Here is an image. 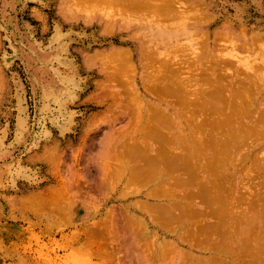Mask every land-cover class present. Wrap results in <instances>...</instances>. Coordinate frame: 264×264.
Segmentation results:
<instances>
[{
	"label": "rangeland",
	"instance_id": "obj_1",
	"mask_svg": "<svg viewBox=\"0 0 264 264\" xmlns=\"http://www.w3.org/2000/svg\"><path fill=\"white\" fill-rule=\"evenodd\" d=\"M154 1L166 2L173 13L128 10L126 20L123 9L105 4L100 10L83 1L79 9L76 0H0V264H226L217 245L237 232L229 228L237 218L227 207L252 222L253 213L264 211V0ZM110 59L119 67L121 59L128 60L127 68L118 70ZM163 72L178 85L191 83L192 92L187 86L182 100L161 103L145 87ZM205 81H214L215 89ZM206 87L219 90L209 93L224 113L230 93L240 94H233L242 102L234 103L232 114L242 139L238 135L237 150L227 139L229 147H211L219 136L213 140L218 130L204 110L210 94L200 99L203 105L198 102ZM186 103L192 113H185ZM157 108L172 116L190 147L200 149L182 160L188 162L186 175L184 167L146 161L159 146L145 132ZM160 117L156 123L163 122ZM217 126L227 137L226 123ZM205 162L215 169L221 164L220 177ZM208 175L221 178H215L221 186L207 188L214 195L203 187L202 196L198 182ZM199 191L202 197H196ZM165 210L171 211L166 219L175 215L174 220L165 219ZM248 219L241 221L249 225ZM234 241L227 243L230 248Z\"/></svg>",
	"mask_w": 264,
	"mask_h": 264
},
{
	"label": "bare ground",
	"instance_id": "obj_2",
	"mask_svg": "<svg viewBox=\"0 0 264 264\" xmlns=\"http://www.w3.org/2000/svg\"><path fill=\"white\" fill-rule=\"evenodd\" d=\"M77 2L78 1H80L79 3L81 4V1H83V3L85 2V4L87 3V4H92V6L94 5V6H96V5H98L97 7H98V9H103L104 8V6H103V4H105V5H107L106 7L108 8V6H111V10H113V9H115L114 7H116V9H117V11H118V9H119V7L121 8V9H123L122 10V12H121V14H122V16H124V13H123V11H128V13L130 12V10H134V14H135V10H136V12L140 9L141 11H142V9H144L143 11H150L149 9H151V12L152 13H154L155 15H158V16H166L167 14H171V11L173 10V9H170V7L166 4V2H165V4H162L161 3V5L159 6L158 5V3L156 4L155 3V5H153V3L154 2H157V1H152V0H76ZM74 2V1H73ZM172 1H170V3H171ZM71 3H72V1H71ZM81 4L82 6H78V3L76 4V6H78L79 7V9H81V7L82 8H85L83 5H85V4ZM173 3V2H172ZM86 4V5H87ZM100 5H102L103 6V8H101V6ZM156 5H158V6H156ZM172 8H173V5L172 4H169ZM75 6V5H74ZM88 6V5H87ZM112 6H114L113 7V9H112ZM77 7V8H78ZM89 7V6H88ZM88 7H86V9H88ZM97 7H96V9H97ZM93 8V7H92ZM95 9V8H94ZM97 9V10H98ZM115 9V10H116ZM120 9V10H121ZM146 9V10H145ZM104 10H105V8H104ZM103 10V11H104ZM108 10H110V9H108ZM139 10V13L141 12ZM80 11H83V10H80ZM84 11H85V9H84ZM117 11H115V12H117ZM170 11V12H169ZM174 11V10H173ZM173 11H172V13H173ZM86 12V11H85ZM115 12H112V13H114L115 15L117 14V13H115ZM119 12V11H118ZM133 11H131V13H132ZM127 14V13H126ZM176 14V13H175ZM184 14V13H183ZM114 15V16H115ZM118 15V14H117ZM173 15V14H172ZM182 15V14H181ZM185 15V14H184ZM187 15V14H186ZM121 16V17H122ZM125 16H127V15H125ZM124 16V18H126ZM135 17V16H134ZM113 18H115V17H113ZM112 18V19H113ZM127 18H128V16H127ZM126 18V20H128ZM166 18V17H165ZM160 19V18H159ZM170 20V19H169ZM123 51V50H122ZM119 52V51H118ZM118 52H116V53H118ZM126 52V51H125ZM125 52H124V55H125ZM153 52V51H152ZM117 55H122V53L120 54V53H118ZM109 57V56H108ZM113 58V56H111V53H110V58ZM120 57V56H119ZM115 58V57H114ZM113 58V59H114ZM113 59L111 60L112 61V63H116L117 61L116 60H114L113 61ZM131 58H129V60H130ZM122 61H120V63H121V67H119V65L120 64H118L119 63V61H118V63H116V64H118V70H123V69H125V68H127V62H128V60L127 61H125L124 59H121ZM166 62V61H165ZM170 62V61H169ZM168 63V62H167ZM166 63V64H167ZM165 64V63H164ZM163 64V65H164ZM171 64V62L169 63V65ZM123 65V66H122ZM163 65H162V67H163ZM169 65L167 64V65H165V66H168V68H169ZM132 67V66H131ZM129 65H128V70H129ZM164 68H166L167 69V67H164ZM150 76L152 75V74H149ZM149 77V76H148ZM167 78H169V77H167V74L166 73H160V74H157V75H155V77L153 78V76H152V80H155V81H153V83H148L149 84V86L146 88L145 87V90L147 91V92H149V94L151 93V95L152 94H154V96H155V98H157V100H159L161 103H167L168 105H169V103H171L172 101V99H174V98H176V100H182L183 99V97H186V96H184V95H187L188 93H187V90H188V87L187 86H189L191 83L190 82H193V80L190 78V77H188V79L187 80H192V81H190L188 84L189 85H187L186 83L184 84V83H182V81H181V83H179V80H178V83H179V85L178 84H176L175 83V81H174V83H173V81H171V79H169V80H167ZM218 78V77H217ZM263 77H261V79H262ZM147 79V78H146ZM212 79V78H211ZM260 79V80H261ZM264 79V78H263ZM148 80V79H147ZM186 80V79H185ZM214 80V79H213ZM215 81V80H214ZM214 81H212V82H214ZM223 81V80H222ZM227 81V80H226ZM225 81V82H226ZM183 82H184V79H183ZM187 82V81H186ZM211 81L209 82V83H211V84H209V83H207L206 81H205V83H207V86H208V84L209 85H213V88H214V84L212 83ZM217 82V81H216ZM217 83H219V82H217ZM221 83V82H220ZM219 83V84H220ZM198 85L197 86H200V84L199 83H197ZM202 84L203 85H205L204 84V82H202ZM223 84H224V82H223ZM223 84H221V85H223ZM227 84H229V83H227ZM129 85V84H128ZM202 85V86H203ZM217 85V84H216ZM235 85V84H234ZM191 86H193V85H191ZM202 86H201V88H202ZM206 86V85H205ZM205 86H203V88L202 89H204L205 90ZM225 86V85H224ZM229 86V85H228ZM228 86H226V89H228L227 87ZM245 86H248V85H245ZM209 87V86H208ZM212 87V86H211ZM217 87V86H216ZM218 87H220V86H218ZM217 87V88H218ZM233 88L235 87V86H232ZM192 88V87H191ZM216 88V89H217ZM222 88H224L223 86H222ZM221 88V89H222ZM230 89H231V87H229ZM232 88V89H233ZM246 88H248V87H246ZM189 89H190V86H189ZM210 89V88H209ZM209 89H207V87H206V93L204 92V93H201L202 92V90L200 91V94H201V96H199V97H202V95H203V97L202 98H198L199 100H198V102L200 101V99H202V100H204L205 99V97H207L208 95H207V93H209V92H211V94L213 95V94H215L216 92H218L217 90L215 91V93L213 92L212 93V91H214V90H209ZM215 89V88H214ZM220 89V90H221ZM225 89V88H224ZM223 89V90H224ZM231 89V90H232ZM200 90V89H199ZM208 90V91H207ZM235 90V89H234ZM190 91L192 92V90L190 89ZM197 91V90H196ZM222 91V90H221ZM233 91V90H232ZM231 91V92H232ZM199 92V91H198ZM197 93V92H196ZM235 93H236V96H238V98L240 97V94L239 93H237V92H234L233 94L235 95ZM179 94H184L183 95V97H182V95H179ZM195 94V93H194ZM204 94H205V96H204ZM210 94V93H209ZM209 95L210 96V101L208 100L207 102L209 103L210 102V105H211V99L212 98H215V97H213L212 95ZM221 94V93H220ZM232 93H230V97H232L230 100L229 99H227L228 100V110H226V113H224V111H223V109L222 108H220V106L219 107H216V105L215 104H213V105H215V107L213 106H211V107H208L209 106V104L208 103H206V108H204V110H206L209 114H211V115H208L209 116V118H210V120L212 121L213 119V123L215 122H217L216 124L217 125H219L220 124V126L219 127H221L222 128V126H224V124L226 123V127H227V125L229 126V127H227L228 128V130H225V131H228V134H226V132H225V135H227V137L225 136V138L223 139V137H224V133L222 134V130L220 131V128H218V126L214 123L213 125L214 126H216V128H213V130L214 129H217L218 131H217V136H212L213 137V140L214 139H216L218 136L220 137L221 135H222V138H217V140H215V141H211L212 143V145H211V147L213 148V149H215V150H219L220 149V145H224V147H226V145H227V147H229L230 146V149L231 148H234V150L236 149V147L238 146V145H242V144H239L240 143V141L242 140L241 139V135H239V133L238 132H240V128H239V124H238V122H237V120H235V119H232V114L234 113V110L236 111V109H237V105L236 104H238V103H241L242 104V102H241V100H240V102H237L236 100H238L237 99V97L236 96H234ZM113 95H115L114 97H116V94H113L112 93V97H113ZM118 95V94H117ZM232 95V96H231ZM110 96H111V94H110ZM120 96V95H119ZM177 96H180V97H178V99H177ZM216 96V95H215ZM220 96V95H219ZM221 96H223V95H221ZM220 96V97H221ZM169 97H173V98H169ZM212 97V98H211ZM182 98V99H181ZM227 98H229V97H227ZM236 98V99H235ZM197 99V98H196ZM195 99V100H196ZM223 99H224V97H223ZM240 99V98H239ZM202 100H201V102H202ZM218 100H221V98L219 99L218 98ZM218 100H216V101H218ZM233 100V101H232ZM193 101H194V99H193ZM215 101V99L213 100V102ZM201 102H199V103H201ZM204 102V101H203ZM203 102H202V104H200V106L201 105H203ZM205 102H206V100H205ZM225 102V101H224ZM216 103V102H215ZM234 103H236V104H234ZM193 105H195V104H197V102L194 104V103H192ZM207 104H208V106H207ZM230 104H231V106H234V107H231L230 106ZM233 104V105H232ZM240 104V105H241ZM186 105H187V103H186ZM205 105V104H204ZM236 105V106H235ZM140 106V105H139ZM188 107H187V109H186V111H185V113L186 112H188L189 113V111H188V108H189V105H187ZM191 106V105H190ZM197 106H198V104H197ZM141 107V106H140ZM149 108V107H148ZM155 108V107H154ZM236 108V109H235ZM150 109V108H149ZM140 110V109H139ZM153 111V110H152ZM154 111H156V113H158L159 115H157L158 117H160V119L161 118H163L162 120H163V122L161 123V121L160 122H158V123H156V118H157V120H158V117L156 116V114H155V112L153 113V117L150 115V117H149V120H151V119H154L155 118V116H156V118H155V120H152L153 122H151L152 124H151V126L153 125V127H151L150 126V124H148V126L147 127H151V129L150 128H146V136L147 137H152V138H155V139H157L158 141V143H159V146L157 147V150H153V152L154 151H156V153L154 154V155H150V157H148V158H146V161H147V159H149V161H152V163H158V164H163V165H168V166H166L168 169H170L172 166L175 168V167H177V166H181V168H183L184 170H185V168L186 167H188L187 165V161L186 160H189V158L191 157V155L192 156H194L193 154H194V152L196 151V153H197V151L198 150H200V149H198L197 147H196V145H194V144H192L193 145V147H190V143H188L187 144V142L189 141L188 140V138H183V137H185V135L182 137V135L184 134V133H182L181 132V130H180V128H178L177 126V128H175V125H172L173 124V120L171 119L172 118V116H170V115H168V114H166V112H164V111H162L161 109H155ZM130 112V111H129ZM132 112V111H131ZM130 112V113H131ZM136 112V111H135ZM138 112V111H137ZM140 112H141V110H140ZM206 112V113H207ZM127 113V112H126ZM133 113H134V111H133ZM132 113V114H133ZM190 113H192V110L190 111ZM220 113H224V117H222L221 115H220ZM129 114V113H128ZM127 114V115H128ZM137 114V113H136ZM147 114V113H146ZM187 114V113H186ZM190 115H192V114H190ZM140 116H141V114H140ZM213 116V118H211ZM223 118H221V117ZM124 117H125V115H124ZM130 118L131 117H133L132 115H130L129 116ZM137 117H139L138 115H135L134 114V118L135 119H137ZM148 117V116H147ZM216 117V118H215ZM120 120H121V118H119ZM134 119V120H135ZM123 120V119H122ZM132 120H133V118H132ZM133 120V122H135ZM141 120H142V118H141ZM155 121V122H154ZM225 121V122H224ZM221 122H224L223 124L221 123ZM139 123V122H138ZM150 123V122H149ZM153 123H156V124H153ZM146 124V123H145ZM190 124V123H189ZM171 125L173 126V128L174 129H172V127H171ZM193 127V126H192ZM144 128V127H143ZM223 128H225V127H223ZM237 128H239V129H237ZM138 129V128H137ZM140 129V128H139ZM138 129V130H139ZM226 129V128H225ZM141 130V129H140ZM239 130V131H238ZM142 131H143V129H142ZM220 131V133L218 134V132ZM135 132H136V130H135ZM212 132H214V134H215V131H212ZM137 134V133H136ZM140 134V133H139ZM213 134V135H214ZM215 134V135H216ZM238 135L240 136V141H237V138H238ZM145 136V137H146ZM199 136V135H198ZM205 136V135H204ZM206 136L208 137V135H207V133H206ZM142 137V136H141ZM147 137H146V139H147ZM149 137V138H150ZM200 137V136H199ZM198 137V138H199ZM210 137V136H209ZM208 137V138H209ZM198 138H196V139H198ZM206 138V137H205ZM211 138V137H210ZM143 139V138H142ZM141 139V140H142ZM146 139L144 140V141H146ZM187 139V141H185ZM195 139V140H196ZM200 139V138H199ZM225 139H227V141L226 142H228V144H230L229 146H228V144H226V142L224 141L223 142V140H225ZM140 140V139H139ZM210 140V139H209ZM239 140V139H238ZM199 140H196L195 142H198ZM135 142H137L136 140H135ZM221 142H223V143H221ZM237 142H239V143H237ZM132 143H134V141L132 142ZM138 143H139V141H138ZM137 143V144H138ZM141 143V142H140ZM142 143H144L143 142V140H142ZM210 143V142H209ZM226 145H225V144ZM131 144V143H130ZM153 145V144H152ZM194 146L196 147L195 149H197V150H195L194 149ZM125 147H127V146H125ZM133 147V146H132ZM131 147V148H132ZM139 147V146H138ZM222 147V146H221ZM238 147H240V146H238ZM237 147V148H238ZM130 148V147H129ZM136 148V147H135ZM135 148H134V150H135ZM143 148V147H142ZM177 148L181 151V156H173L172 155V152H174L175 150H177ZM182 148V149H181ZM126 149V148H125ZM124 149V150H125ZM141 149V148H140ZM152 149V148H151ZM175 149V150H174ZM223 149H225V148H223ZM222 149V150H223ZM174 150V151H173ZM229 149H227V151H228ZM237 150V149H236ZM130 151V150H129ZM139 151H141V150H139ZM138 151V152H139ZM157 151L159 152V155H158V153H157ZM233 151V150H232ZM231 151V152H232ZM138 152H137V157L139 156L138 155ZM226 152V151H225ZM130 154H131V151H130ZM141 154V153H140ZM151 154V153H150ZM174 154V153H173ZM178 154V153H177ZM190 154V155H189ZM208 154V153H207ZM225 154H227V155H229L228 153H225ZM233 154H234V152H233ZM142 156H144L143 154H141ZM211 155V154H210ZM132 156H133V153H132ZM135 156V155H134ZM141 156V157H142ZM173 156V157H172ZM187 156V157H186ZM189 156V157H188ZM214 156V155H213ZM237 156V155H236ZM136 157V156H135ZM140 157V156H139ZM140 157V158H141ZM175 157V158H174ZM210 157V156H209ZM215 157V156H214ZM213 157V158H214ZM139 158V159H140ZM142 158H145V157H142ZM191 158H194V157H191ZM216 158V157H215ZM215 158H214V160H215ZM133 159V158H132ZM184 159H186L185 161H184V164L186 163V165H184L183 164V161L182 160H184ZM227 159V158H226ZM136 161H137V159H135ZM132 161V160H131ZM142 161H144V162H146L145 160H141V161H139V162H142ZM149 161H147V163H149ZM216 161V160H215ZM214 161V162H215ZM208 162V161H207ZM217 162H220V161H217ZM151 163V162H150ZM202 163V162H201ZM212 163V162H211ZM136 164H138V161L136 162ZM205 164H206V162H205ZM210 164V163H209ZM208 164V165H209ZM213 164V163H212ZM212 164H210V166L209 167H212V166H214V169L213 170H215V171H217L218 169L217 168H219V167H222V165L220 166V165H218V166H216L217 168V170L215 169V163L212 165ZM231 164V163H230ZM127 165V164H126ZM133 165V164H132ZM139 165H141V164H139ZM152 165V164H151ZM207 165V164H206ZM207 165V166H208ZM128 166V165H127ZM143 167H144V165H142ZM142 166H139V167H142ZM155 165L153 164V167H154ZM196 165H194V167H195ZM134 167V166H133ZM142 167V168H143ZM152 167V168H153ZM155 167H157V166H155ZM161 167V166H160ZM165 167V168H166ZM170 167V168H169ZM205 167V166H204ZM158 168H159V166H158ZM174 168H171V169H174ZM197 168V167H196ZM223 168V167H222ZM135 169V168H134ZM140 169V168H139ZM143 169H145V167L143 168ZM159 169H161V168H159ZM187 169V171H185L186 173H185V175L187 174V173H189L188 172V169L189 168H186ZM191 169V168H190ZM192 169H193V167H192ZM201 169V168H200ZM202 169H204V168H202ZM209 169H211V168H209ZM193 170H195V169H193ZM224 170V169H223ZM166 171V170H165ZM192 171V170H191ZM199 171V170H198ZM202 171V170H201ZM204 171V170H203ZM208 171V170H207ZM132 172V171H131ZM134 173H135V171H133ZM137 172H139V171H137ZM137 172H136V174H137ZM159 172H161L160 170H159ZM163 172V171H162ZM194 172V171H193ZM193 172H190V173H193ZM210 171H208V173H209ZM219 172V170L216 172V175L217 176H219L218 174H220V173H218ZM154 173V172H153ZM152 173V174H153ZM166 173V172H165ZM196 173V172H195ZM198 174H196V175H199L200 176V174H199V172H197ZM206 174H207V172H205ZM211 173H213V172H211ZM215 173V172H214ZM213 173V174H214ZM218 173V174H217ZM226 173V172H225ZM135 174V175H136ZM146 174H148V173H146ZM202 174V173H201ZM133 175L134 177H137V176H139V175ZM161 175H163V174H161ZM161 175H159L160 176V180H161ZM193 175V174H192ZM204 175V174H203ZM210 175V174H209ZM209 175L207 176V178H205L204 177V179H206L205 180V184H201L202 182L204 183V181H202V182H200V180H204L203 179V176L201 177V179L199 180V182H198V185L199 186H201L200 187V189L202 190V192H201V194H202V196H205L204 194H207V193H205L206 191L205 190H203V187H204V189L206 188H208V187H210V190L212 191V190H214V189H211L212 187H213V184L215 185V182H216V180L220 177H217V176H215L214 175V177H209ZM222 175H223V173H222ZM149 176V175H148ZM153 176V175H152ZM156 176V175H155ZM188 176H189V174H188ZM205 176V175H204ZM132 177V176H131ZM208 177H209V179H208ZM217 177V179H215ZM222 177H224V176H222ZM167 178V177H166ZM191 180H189L188 179V181L189 182H191V181H193L194 180V178L196 179L197 178V176H194V178H192V177H189ZM158 179V180H159ZM169 179V178H168ZM198 179V178H197ZM220 179L221 178H219V181H220ZM147 181V180H146ZM186 181V180H185ZM185 181H183V182H185ZM157 182V181H156ZM169 182V181H168ZM189 182H188V185H189ZM196 182H197V180H196ZM218 182V181H217ZM217 182H216V186H218L219 185V183L217 184ZM195 183V182H194ZM200 183V184H199ZM195 184H197V183H195ZM210 184V186H208ZM191 185V184H190ZM189 185V186H190ZM198 185H196L197 187H199ZM164 186V185H163ZM205 186H207V187H205ZM215 186V187H216ZM220 186H221V183H220ZM170 187V186H169ZM195 187V186H194ZM214 187V188H215ZM161 188V187H160ZM218 188H219V186H218ZM218 188H216V189H218ZM162 190H164L163 188H161ZM160 189V192H162L163 194H166L167 192H169L167 189L166 190H164V191H167L166 193L165 192H163L162 190ZM209 189V188H208ZM207 189V192H209V194H210V190H208ZM199 190V189H198ZM198 190H197V192H198ZM200 190V191H201ZM264 190V189H263ZM130 191V190H129ZM157 191L159 192V190H156V193H157ZM200 191H199V193H197V194H195L196 195V197L198 196H201V195H198V194H200ZM217 191V190H216ZM204 192V193H203ZM215 192V191H214ZM214 192L212 193L211 192V194H213L214 195ZM161 193V194H162ZM155 194V193H154ZM171 194V193H170ZM169 194V196H171ZM167 195H168V193H167ZM212 195V196H213ZM166 196V195H165ZM201 196V197H202ZM209 196V195H208ZM208 196H206V197H208ZM224 196V195H223ZM222 196V197H223ZM242 196V195H241ZM167 197V196H166ZM172 197V196H171ZM205 197V199L207 200H209V197L208 198H206ZM225 197V196H224ZM168 198V197H167ZM204 198V197H203ZM210 199H211V197H210ZM261 199V198H260ZM169 200L171 201V199H170V197H169ZM227 200V199H226ZM239 200H240V198H239ZM238 200V201H239ZM241 200H242V198H241ZM243 201V200H242ZM208 202H210V201H208ZM236 202V201H235ZM254 202H255V200H254ZM222 203H224V199H223V201H222ZM226 203H227V201H226ZM261 203H262V201H261ZM55 204V203H54ZM250 203H248V205H249ZM255 204V203H254ZM260 203H258V205H259ZM263 204V203H262ZM57 205V204H56ZM62 205V204H61ZM170 205V204H169ZM222 206L224 205V204H221ZM220 205V206H221ZM244 205V204H243ZM65 206V205H64ZM166 206V205H165ZM171 206V205H170ZM250 206V205H249ZM248 206V207H249ZM261 206V205H260ZM262 206H264V204L262 205ZM58 207V206H57ZM68 207V206H67ZM66 207V208H67ZM227 207V206H226ZM251 207V206H250ZM168 208V207H167ZM221 208V207H220ZM227 208H229L230 209V206L229 207H227ZM235 208V206L233 207V209ZM226 209V208H225ZM229 209H228V212L230 213V214H232V216L234 217V214H235V218H237V219H234L233 220V222H235V220H236V223L234 224L233 222H232V224H230V223H228V224H230V227L229 228H233L232 230L234 231V232H236V233H234L233 235H232V231H231V229H230V231L231 232H228L229 231V229H228V227L226 226V228H227V230L228 231H226L225 229H224V231H226V232H224V233H226L228 236H230V235H232L231 237H229V238H232L233 236H235L236 234H237V237L235 238L234 237V239L232 238L231 239V241H234V240H238V238H239V240L237 241V242H232L234 245H232L233 246V248L231 247H229V246H231V245H229L228 246V242H231V241H229V238H228V241L225 243V241L223 240V245H222V247H221V245H220V242L222 243V240L218 243V245L217 246H220L221 248H225L224 246H225V244H226V246H228V247H226L227 249H225V253L223 252V250H220V247H218L217 249V251H216V253H218L220 256H222V257H225V258H227L226 259V264H264V231H263V228H264V222H263V220H264V216L263 217H261L262 215H264V209H262V211L263 212H261L260 211V213H258V214H261V216H259V218L262 220L261 222V224L263 225V228H262V226L260 225V219L258 218V214L257 213H253V212H251V214L253 213V214H255L254 215V217L253 216H251V219H252V217L254 218L253 219V221L254 222H252V220H250V218L248 219V214H247V216H246V214H242V215H245V216H243V218H246V219H248V223H251V224H249V225H247V223H245V222H242L243 220L245 221L246 219H242V217H241V219H239L240 218V216H242V215H240V216H238L237 217V215L236 214H241L242 212L240 211V212H238L237 211V213L236 212H233V210H232V212H230L229 211ZM252 209V208H251ZM257 209V208H256ZM63 210H64V208H63ZM67 210V209H66ZM211 210H213V209H211ZM215 210V209H214ZM217 210V209H216ZM235 210V209H234ZM245 210V209H244ZM243 210V211H244ZM246 210H248V209H246ZM260 210V209H259ZM168 211V210H167ZM166 210L164 211V214H162V215H164V217H165V219H166V217H168L169 218V216H168V213H170L169 215H171V211L170 212H167ZM66 212H68V211H66ZM223 212V211H222ZM221 212V213H222ZM248 212V211H247ZM247 212H245V213H247ZM250 212V211H249ZM256 212H257V210H256ZM59 213V212H58ZM163 213V212H162ZM165 213H167V215H165ZM212 213H214V212H212ZM211 213V214H212ZM226 213H227V210H226ZM234 213V214H233ZM263 213V214H262ZM152 214V213H151ZM172 214H174V213H172ZM210 214V213H209ZM217 215L216 217H218L219 216V213H214V215ZM224 214V213H223ZM229 214V215H230ZM155 215V214H154ZM175 216V215H174ZM173 215L172 216H170V220L172 219V220H174V218L176 217H174ZM223 216H226V215H223ZM231 216V215H230ZM231 216V217H232ZM61 217V216H60ZM159 217V216H158ZM163 217V216H162ZM161 217V218H162ZM164 217H163V219H164ZM172 217V218H171ZM221 218H220V223H219V225L218 224H213V225H215V227L218 225L219 226V228L220 227H222L225 223H226V219L225 220H223L224 219V217H222V215L220 216ZM168 218L166 219V220H168ZM223 218V219H222ZM226 218H227V216H226ZM229 218V217H228ZM256 218V219H255ZM105 219V218H104ZM164 219V220H165ZM222 219V220H221ZM230 219V218H229ZM233 219V218H232ZM232 219L231 220H228V221H232ZM258 219H259V221H258ZM165 220V221H166ZM170 220H168V221H170ZM216 220H217V218H216ZM219 220V219H218ZM238 220L240 221V224L238 223ZM242 220V221H241ZM157 221V220H156ZM250 221V222H249ZM217 222V221H216ZM222 222V223H221ZM225 222V223H224ZM246 222H247V220H246ZM104 223V222H103ZM224 223V224H223ZM241 223H243V224H246V228L245 229H243V227L242 228H240V226H242L241 225ZM255 223V224H254ZM105 224V223H104ZM212 224V223H211ZM221 224V225H220ZM227 224V225H228ZM238 224V226L239 227H237L236 225ZM259 225V226H258ZM243 226H245V225H243ZM256 226H258L259 228H260V226H261V228L262 229H260L259 231L257 230V227ZM107 227V226H106ZM224 227V226H223ZM216 228H218V227H216ZM96 229V228H95ZM99 229V228H98ZM220 229H222V228H220ZM248 229V230H247ZM253 229V230H252ZM251 230H252V233L254 234V232H255V235H253L252 233H251ZM263 232H262V231ZM256 231H258L257 232V234H256ZM222 234L221 235V237L223 238V235H226V234ZM231 233V234H230ZM253 235H251V234ZM230 234V235H229ZM226 235V236H227ZM239 235V236H238ZM225 237V236H224ZM221 238V239H222ZM229 244H231V243H229ZM230 248V249H229ZM180 254V253H179ZM153 256H154V254H153ZM163 256V255H162ZM236 258V259H235ZM162 260H163V258H162ZM182 259H180V261H181ZM22 261V260H21ZM20 261V262H21ZM165 261V260H164ZM183 261V260H182ZM163 262V261H162ZM153 263H154V261H153ZM167 263V262H166ZM20 264H23L22 262L20 263ZM164 264V263H163Z\"/></svg>",
	"mask_w": 264,
	"mask_h": 264
}]
</instances>
